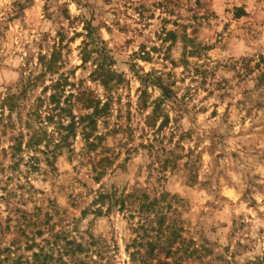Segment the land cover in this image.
I'll return each instance as SVG.
<instances>
[{"label":"rangeland","instance_id":"rangeland-1","mask_svg":"<svg viewBox=\"0 0 264 264\" xmlns=\"http://www.w3.org/2000/svg\"><path fill=\"white\" fill-rule=\"evenodd\" d=\"M84 42L124 75L104 145L88 155L79 135L55 158L16 150L42 84L12 113L2 101L39 54L58 48L60 72L106 100ZM156 75L174 91L158 132L163 115L146 123ZM105 149L117 157L97 179ZM113 191L146 192L164 212L96 201ZM263 252L264 0H0V264H264Z\"/></svg>","mask_w":264,"mask_h":264},{"label":"trees","instance_id":"trees-1","mask_svg":"<svg viewBox=\"0 0 264 264\" xmlns=\"http://www.w3.org/2000/svg\"><path fill=\"white\" fill-rule=\"evenodd\" d=\"M244 13V10H240L238 15ZM89 45V42H84L81 50L82 63L91 62L94 65L89 77L92 81H97L103 86L106 100H103L82 81L80 83L72 81L68 72H60L63 61L62 52L57 50L58 48H55L50 54H39L37 64L40 66V71L36 73L31 70L27 76H23L26 78H23V86L18 92H9L2 101V110L6 107L12 113L15 109L21 108L28 87L34 88L42 84L40 94L35 96L32 107L26 114L28 118L24 128H21L19 135L15 138L16 143L12 147L16 146V150H22V146H24L33 152L52 153L55 158L64 149L73 151V142L79 135L85 143L88 155L104 145L103 141L107 138V132L100 131V124L108 123L112 112L113 93L123 83L124 75L113 67L115 59L106 47L102 49L88 48ZM94 53H97L96 56H93ZM47 77L50 78L47 80ZM141 80L145 81L144 78ZM153 82L161 90V96L152 101L153 110L151 114L147 115L146 123L156 127L158 117L163 115L160 124L155 129V132H158L169 119L168 114L163 112V104L172 99L174 91L169 84L164 82L161 75L154 76ZM146 93V89H142L139 95L141 109L149 107ZM24 129H27V133L24 132ZM24 136L27 137L25 142ZM95 156H99V159L96 163H92L93 170L99 179L114 164L117 154H109L105 149L104 152H96ZM128 158L129 156L125 160ZM31 159L36 160L33 162H38L39 158L37 155H32ZM94 159L92 157V160ZM52 161L48 160L49 163ZM167 161L164 160L163 163H167ZM106 200L109 201L111 208L120 205L121 209L127 208L131 211V208H134L137 203L138 212H164L159 200L157 198L150 199L146 192H122L120 196H117L115 191L111 193L99 192L96 201H100L103 205ZM164 218L165 216L161 215L160 219ZM163 230H168V228L163 229L162 222L159 220L157 231L161 233ZM174 234L171 231L169 235H166V243L170 244L171 249L172 244L175 243V239H172ZM261 259L264 260V252Z\"/></svg>","mask_w":264,"mask_h":264}]
</instances>
